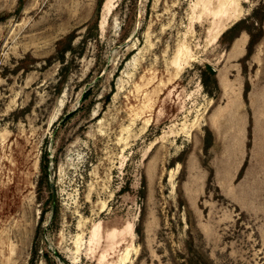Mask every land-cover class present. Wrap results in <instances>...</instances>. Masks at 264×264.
I'll list each match as a JSON object with an SVG mask.
<instances>
[{
    "label": "rangeland",
    "instance_id": "rangeland-1",
    "mask_svg": "<svg viewBox=\"0 0 264 264\" xmlns=\"http://www.w3.org/2000/svg\"><path fill=\"white\" fill-rule=\"evenodd\" d=\"M34 246L264 264V0H0V264Z\"/></svg>",
    "mask_w": 264,
    "mask_h": 264
},
{
    "label": "trees",
    "instance_id": "trees-1",
    "mask_svg": "<svg viewBox=\"0 0 264 264\" xmlns=\"http://www.w3.org/2000/svg\"><path fill=\"white\" fill-rule=\"evenodd\" d=\"M87 96V93H85L84 97ZM45 155L43 156V163H42V168H43V172L44 174H48V166H47V163H45ZM37 254H38V248L36 246L33 247V250H32V255H31V258H30V261L28 264H36V259H37ZM46 260L48 262H50V256L49 254L45 253L44 254Z\"/></svg>",
    "mask_w": 264,
    "mask_h": 264
},
{
    "label": "bare ground",
    "instance_id": "bare-ground-1",
    "mask_svg": "<svg viewBox=\"0 0 264 264\" xmlns=\"http://www.w3.org/2000/svg\"><path fill=\"white\" fill-rule=\"evenodd\" d=\"M111 5V4H110ZM107 7V6H106Z\"/></svg>",
    "mask_w": 264,
    "mask_h": 264
}]
</instances>
